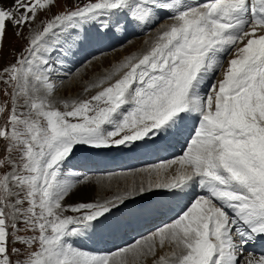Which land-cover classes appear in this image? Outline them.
<instances>
[{"label": "snow or ice", "instance_id": "6c2138e0", "mask_svg": "<svg viewBox=\"0 0 264 264\" xmlns=\"http://www.w3.org/2000/svg\"><path fill=\"white\" fill-rule=\"evenodd\" d=\"M56 6L0 0V264H264L251 249L264 241V0H79L49 16ZM10 28L23 43L5 61ZM137 28L144 49L107 65L88 52ZM181 138L180 155L144 168L78 170ZM113 180L124 188L110 197L74 199ZM156 195L188 202L132 243L82 246Z\"/></svg>", "mask_w": 264, "mask_h": 264}, {"label": "bare ground", "instance_id": "6f19581e", "mask_svg": "<svg viewBox=\"0 0 264 264\" xmlns=\"http://www.w3.org/2000/svg\"><path fill=\"white\" fill-rule=\"evenodd\" d=\"M201 2H203V0H201ZM121 37L123 38L122 34H121ZM108 45H109V40H105L101 44H96V45H93V46L89 47L88 52H90V49L92 50V49L99 48V47H102V46L107 47ZM165 142H158L157 144H146V145H143L140 148H138L136 150H133L131 152H129L127 150H123L120 153H113V152H109L108 150H106V151L100 152V154L95 155V156H93L91 158L95 159L100 164L101 168H105V170H108V171L109 170L110 171H114V170H112L110 168H114L115 165L118 164V163H119L118 164V168H123V167L126 166V164L123 161H125L127 159L129 160L130 158H133L131 165L139 164L143 160V159H141L142 157H149V156H152V155L156 154L157 153L156 152L157 151L156 148L163 146ZM148 151L152 152V153L148 154ZM136 158L139 159V160L136 161ZM120 162H122V163H120ZM133 169L134 168H132L130 170H133ZM125 171L127 172L128 170H125ZM104 172H107V171H104ZM117 183H118L117 181L113 180L110 187L92 186V187L88 188L87 190L82 191L80 194H82L83 192L86 193V194L87 193L91 194L90 195L91 197L82 196V198L85 199V200H91V199H94V198L103 199V197H102L104 195L103 193L107 194L106 192L110 191L111 195H113L116 191L122 190L124 188V184L120 183L119 184V189H118L117 188ZM93 189L95 190L94 193H92ZM74 199H79V197H75ZM184 199H185L184 197L172 196V195H156V196H153L150 201L141 200V199L137 198L134 203H129L127 205V207H122L121 211L116 214L118 220L120 221V226H119L118 229H115L113 231L107 232V234L114 233V232L118 231L119 229H121V227L123 225H127L126 221L120 216L122 212L129 213L130 214L129 216H136L138 214L145 213V214H148V216H149V217H145V220L152 219L156 215L160 216V214L158 215L157 210L163 211V209H165L164 207L169 208L170 212H174L179 207V205L182 203V201ZM169 203H171V205H169ZM141 209H153V210H141ZM153 212H156V213L152 214V216H150L149 214L153 213ZM155 223L156 222H153L154 225H155ZM137 227H140V226L139 225H135V228H137ZM135 228H134V226L130 227L129 225H127V229L128 230L125 231L126 232L125 234L126 235L128 234L129 236H132L134 234ZM104 236H105V233L101 234V235H98L96 237H93V238H96L97 240H99L98 242H101L102 240H104ZM93 238L91 239V241H92V242H90L91 244H89L88 241H86V243H84L83 247H85L86 250H90L88 248V245L93 248V251H95V249H97V246L93 245V241L97 242V240H93ZM123 242L125 243V241H123Z\"/></svg>", "mask_w": 264, "mask_h": 264}, {"label": "rangeland", "instance_id": "374dc122", "mask_svg": "<svg viewBox=\"0 0 264 264\" xmlns=\"http://www.w3.org/2000/svg\"><path fill=\"white\" fill-rule=\"evenodd\" d=\"M73 2H79V0H57V6L55 8L52 9V12L51 13H48L49 16H51L53 13H56V12H59V11H62L64 10L65 8L69 7ZM44 14L41 13V17H43ZM137 30V29H136ZM130 32V31H129ZM144 35H139V34H136V33H132L130 36L127 37V39L121 41V42H118V43H115L114 45L110 46V47H107V48H102L100 49V51L106 53V58H103V63L105 65L108 64L109 61L111 62H115L116 60H118L119 58H121L122 56L126 55L128 52H131V51H139L140 49H144L146 48V45L144 44V41L145 40H148L149 39V36L146 34V32H143ZM122 38V37H121ZM121 38H119L118 40H120ZM128 41H131V44H128ZM23 41H17L16 38H14L13 34H12V31H11V28L9 29V36H8V46L6 47L5 49V61H11V56L9 55V48L13 47V46H16L17 48L20 46V44H22ZM122 44H126L127 45V48H122L121 45ZM100 51H97L96 53H93V55H100ZM88 72L89 74L91 75V67H89L88 69ZM0 87H3V85H0ZM74 90L69 88L68 89V92L71 93L73 92ZM65 93L63 91H61L60 93H58V95H64ZM0 98H2V95H0ZM178 153V152H177ZM161 161V158H156L154 160H152L151 162L147 163V164H143V165H139V166H134V169H139L140 167H147L148 165L150 164H155V163H159ZM128 170V169H127ZM86 171H90V170H86ZM119 171V172H118ZM128 171H132V170H128ZM127 171V172H128ZM120 172H123L122 170H116V171H108L107 172H100V173H88V174H91V175H97V176H107L108 173H120ZM126 172V171H124ZM94 193L95 190L93 189L92 190ZM107 194L103 193L102 197L103 198H107V197H110L112 196L111 195V192H106ZM85 194V195H84ZM91 194L90 193H82L80 194L79 198H82V196H85V197H91L90 196ZM165 209H163V212L167 209L169 211V208L167 207H164ZM150 215V214H149ZM152 216V215H150ZM146 217H149L148 214ZM160 217L161 219V216H158ZM132 218V217H131ZM160 219H157L155 220V222H157L158 220ZM163 224L159 225V226H156L157 228L162 226ZM156 229V228H155ZM155 229H151V230H148L146 231V233L144 232L143 234L139 235L137 238H140L141 236H145V235H148L151 231H154ZM134 236V235H132ZM136 238V239H137ZM93 240H97L96 238H93ZM135 240V239H134ZM134 240H132L131 242L129 243H132ZM89 244H91L90 242H92L91 240H87ZM99 240H97V242L93 241V245L95 246H99V244H107L109 242H107L105 239L102 240L101 242H98ZM128 243V244H129ZM127 243H121L120 245L124 246L126 245ZM88 248L90 250H93V248L91 246L88 245ZM95 251H99L98 249H95ZM146 264H153V258L152 257H149L146 261Z\"/></svg>", "mask_w": 264, "mask_h": 264}]
</instances>
